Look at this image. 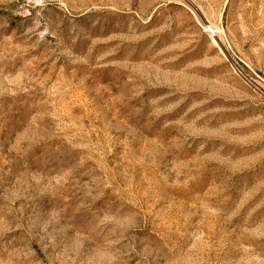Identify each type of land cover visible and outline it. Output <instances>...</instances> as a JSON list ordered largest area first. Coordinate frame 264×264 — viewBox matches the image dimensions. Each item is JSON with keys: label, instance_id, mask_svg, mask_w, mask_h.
<instances>
[{"label": "rangeland", "instance_id": "1", "mask_svg": "<svg viewBox=\"0 0 264 264\" xmlns=\"http://www.w3.org/2000/svg\"><path fill=\"white\" fill-rule=\"evenodd\" d=\"M0 264H264V0H0Z\"/></svg>", "mask_w": 264, "mask_h": 264}, {"label": "built area", "instance_id": "2", "mask_svg": "<svg viewBox=\"0 0 264 264\" xmlns=\"http://www.w3.org/2000/svg\"><path fill=\"white\" fill-rule=\"evenodd\" d=\"M207 31L210 32V34L214 36V32L212 30L207 29Z\"/></svg>", "mask_w": 264, "mask_h": 264}]
</instances>
